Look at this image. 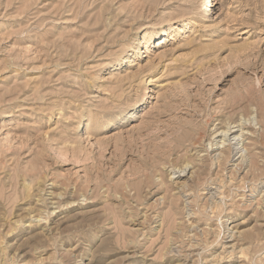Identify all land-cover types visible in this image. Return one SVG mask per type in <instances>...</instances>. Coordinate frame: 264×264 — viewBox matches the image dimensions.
<instances>
[{
    "label": "rangeland",
    "instance_id": "1",
    "mask_svg": "<svg viewBox=\"0 0 264 264\" xmlns=\"http://www.w3.org/2000/svg\"><path fill=\"white\" fill-rule=\"evenodd\" d=\"M263 131L264 0H0V264H264Z\"/></svg>",
    "mask_w": 264,
    "mask_h": 264
},
{
    "label": "bare ground",
    "instance_id": "2",
    "mask_svg": "<svg viewBox=\"0 0 264 264\" xmlns=\"http://www.w3.org/2000/svg\"><path fill=\"white\" fill-rule=\"evenodd\" d=\"M261 80V79H260ZM258 84V83H257ZM252 86V85H251ZM240 120V119H239ZM247 120V119H246ZM229 122V121H228ZM227 121H224V123L223 122H217V124H219L220 126L219 127H215V129H213L214 131H213V133L215 132V133H217L218 132V130L219 129H221V132L223 133V132H225L226 133V131L228 132V131H230V129L232 128V127H234V126H237V127H241L242 128V133L243 132H245V131H243V127H247V124L245 123L244 125L242 124V122L241 123H239L238 122V120H233V121H231V122H229L228 123ZM231 123H234V125H231ZM248 123V122H247ZM250 124H251V122H249ZM242 125V126H241ZM250 127V126H249ZM236 128V127H235ZM232 129H234V128H232ZM231 129V130H232ZM237 129V128H236ZM239 129V128H238ZM237 129V130H238ZM245 129V128H244ZM234 131V130H233ZM220 134V133H219ZM225 135V134H224ZM264 135V131H263V133H262V136ZM226 136V135H225ZM244 136V135H243ZM262 136H261V138H262ZM209 138V137H208ZM225 138V137H224ZM242 138V137H241ZM260 138V139H261ZM229 139V138H228ZM227 139V140H228ZM260 139H258V142L260 141ZM229 141V140H228ZM236 142V141H235ZM217 143V142H216ZM211 144V146L213 145V143L211 142L210 143ZM215 144V143H214ZM235 144H237V143H235ZM220 145H222L220 148V151L217 153V154H214L212 157V160H214L213 162H215L217 165H225V163L228 161V154H229V152L231 153L232 151L234 152V155H233V157L240 151V149L239 150H237L236 148L237 147H233L232 145H231V143H229V144H220ZM226 146H228V149L226 148ZM216 148H218V147H216ZM242 149V148H241ZM228 150H229V152H228ZM217 152V151H216ZM216 155V156H215ZM242 156V154H240L239 155V157L238 158H240ZM243 157V156H242ZM241 160H243V159H241ZM242 164V163H241ZM186 166H183L182 167V169H181V171H185V168ZM222 168V167H221ZM223 169V168H222ZM235 169V168H234ZM193 171V170H192ZM179 174V173H178ZM171 175V174H170ZM191 175H192V172H191ZM190 175V176H191ZM222 175V174H221ZM226 175V174H225ZM178 176H180V175H178ZM183 176V175H182ZM172 178V177H171ZM233 179V178H232ZM240 179V178H239ZM212 180V179H211ZM229 180L230 179H228L227 181H226V183L228 182V184H229ZM214 181V180H213ZM212 181V182H213ZM220 181V180H219ZM185 182V181H184ZM221 182V181H220ZM230 182H231V180H230ZM240 182V181H239ZM225 183V182H224ZM224 183H222V184H220L218 187H221V190L219 191V192H221L222 191V189H223V185H224ZM225 183V184H226ZM241 183V182H240ZM209 184H210V182H209ZM182 185V184H181ZM178 186V185H177ZM225 186V185H224ZM197 189V188H196ZM193 193V192H192ZM218 193V192H217ZM52 194V193H51ZM209 195V194H208ZM211 195V194H210ZM199 197V196H198ZM50 203V202H49ZM217 203H219V202H217ZM223 204V203H222ZM212 205H213V207L211 208V209H215L216 208V204H213L212 203ZM211 205V206H212ZM217 207H218V205H217ZM221 207V206H220ZM44 209V208H43ZM205 209V208H204ZM212 211V210H211ZM214 211V210H213ZM46 212V211H45ZM83 212V211H82ZM40 217V216H39ZM28 219V218H27ZM19 221H20V219H19ZM232 234V233H231ZM187 235V234H186ZM237 236V235H236ZM239 237V236H238ZM236 238H235V236L233 237V241L235 240ZM201 240V239H200ZM241 240L242 239H240V242H241ZM239 241V240H238ZM237 241H234V242H232L229 246H228V248H226V247H222V250L220 251V254H218L217 256L216 255H214L213 256V254H212V256H213V260H215L216 262H217V260L218 259H230V258H235V262H237L238 264H242V261H243V258H244V255H245V248L242 246V243H236ZM244 242V241H243ZM250 242V241H249ZM229 244V243H228ZM224 245V244H223ZM247 249V248H246ZM219 253V252H218ZM216 254V253H215ZM247 254V253H246ZM217 259V260H216ZM228 259V260H229ZM208 260V259H207ZM210 260V259H209ZM233 260V259H232ZM220 260H218V262H219ZM204 262V261H203ZM212 263V262H211ZM221 263V262H220ZM178 264V263H177ZM192 264V263H191ZM205 264V263H204Z\"/></svg>",
    "mask_w": 264,
    "mask_h": 264
}]
</instances>
